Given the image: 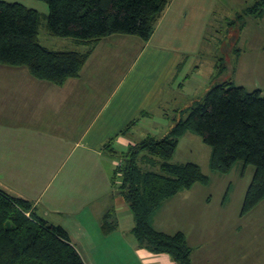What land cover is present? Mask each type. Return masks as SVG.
Segmentation results:
<instances>
[{"label": "crops", "instance_id": "obj_1", "mask_svg": "<svg viewBox=\"0 0 264 264\" xmlns=\"http://www.w3.org/2000/svg\"><path fill=\"white\" fill-rule=\"evenodd\" d=\"M5 1L36 8L46 21L48 6L38 0ZM231 1L238 0H170L144 41L120 33L90 46L64 37L74 50L90 48V52L78 75L63 84L34 77L24 66L0 64V188L28 199L43 219L63 227L85 264H176L168 254L151 252L134 236L130 205L114 190L117 158L109 150L125 152L149 134H166L198 99L195 85L210 84L213 75L201 77L198 84L194 80L208 47L207 32L217 3L229 12L230 23L240 19L233 40L247 43L244 31L250 16L261 25L264 11L259 16L248 13L256 0L244 1L245 7L237 9ZM255 42H261L264 51V32L255 33ZM240 50L236 49L237 56ZM172 108L176 117L169 118L166 110ZM160 127H168L162 130L166 133L153 130ZM205 184L196 183L164 200L152 225L165 233L183 231L193 247L194 264H264V258L254 256L253 241L241 239L242 232H223L209 215L194 216L193 203L174 205L178 195L187 200L194 190L204 191L199 185ZM179 211L184 214L181 220ZM106 212L115 228L104 234L100 224ZM261 232L250 236L261 237ZM245 244L252 247L249 254L250 246Z\"/></svg>", "mask_w": 264, "mask_h": 264}, {"label": "trees", "instance_id": "obj_2", "mask_svg": "<svg viewBox=\"0 0 264 264\" xmlns=\"http://www.w3.org/2000/svg\"><path fill=\"white\" fill-rule=\"evenodd\" d=\"M48 6L45 28L51 36L73 38L92 46L110 34H135L143 41L153 33L170 0H42ZM264 0L248 8L257 16ZM41 14L16 1L0 0V64L24 66L34 77L55 84L78 75L89 50H54L39 42ZM217 78L175 119L161 136L149 134L125 152L110 148L117 162L112 175L114 190L130 205L134 236L153 253H166L176 264H194L193 247L183 231L165 233L152 225L156 210L167 198L196 183H206L200 164L172 162L179 139L191 131L208 146L210 168L229 172L237 162L253 166L241 206L246 214L264 199V92L246 90ZM134 121L131 122V124ZM130 126V125H129ZM128 126L122 132H125ZM152 166L147 168L146 166ZM110 212L100 227L107 234L114 227ZM0 264H85L70 242L67 231L43 219L31 201L0 188Z\"/></svg>", "mask_w": 264, "mask_h": 264}, {"label": "rangeland", "instance_id": "obj_3", "mask_svg": "<svg viewBox=\"0 0 264 264\" xmlns=\"http://www.w3.org/2000/svg\"><path fill=\"white\" fill-rule=\"evenodd\" d=\"M38 1L47 8L44 1ZM244 1L247 0L233 1L234 3L231 1L230 4L237 9L243 6ZM215 8L214 17L212 18L214 22L207 32L209 33L208 42L206 43L208 47L204 52V58L200 59V71L194 83H201V77H208L210 79L213 75L214 78V72L216 73L214 65L218 62V64L221 63L225 67V71L222 73L223 79L230 78L235 85L243 86L246 90L259 88L264 92V51H262L261 42H255V33L259 34L261 31L264 32V21L261 25H258V21L251 15V19L249 20L250 26L247 28L249 35L244 31V34L248 36L246 38L247 43L244 41L241 43L233 40L236 33L235 30L239 27L240 19L237 18L236 23H230L232 18L229 12L223 10L219 3H217ZM40 18L41 22L38 28L39 42L52 49L74 48V45L69 42L70 40H66L64 37L59 38L49 35L45 28L44 18L41 16ZM237 48L241 49L239 56L236 55ZM76 49L83 48L77 47ZM213 78L206 88L214 82L222 80V78H217L215 81ZM201 86L202 84L200 86L195 85V88H197L195 92L198 93L195 96L196 98L202 97L205 93L204 91H206V88H202ZM166 111L169 114V118L176 117V112L173 108ZM164 128L168 127L153 128V130H156L161 135L166 133H162ZM139 131V134L145 132L142 130ZM179 141L171 161L177 163L192 161L200 164L208 180L205 185H199L204 188V191L194 190L187 197V200H184L182 195H178L174 205L193 203L194 206L191 209V213L194 216L199 217L201 213L207 214L210 216L211 222L215 221L217 223L218 230L223 232L233 230L242 232L244 237L241 239L244 242L253 241L251 244L255 248L254 256H256L255 254H259V260H262L264 258V200L254 207L253 210L248 211V213H241L243 196L249 185L248 183L253 177V166L249 165L244 168L242 162H237L227 173L216 172L210 168L208 159L210 145L205 144L199 134L188 131ZM146 167L151 168L152 166L149 165V167ZM224 199H226L225 202ZM186 211H188V207ZM179 215L178 220H181L184 214L179 211ZM253 231L263 232H261V237L252 238L250 234ZM245 246L250 245L245 244ZM251 251V246L246 249V253L248 254Z\"/></svg>", "mask_w": 264, "mask_h": 264}]
</instances>
